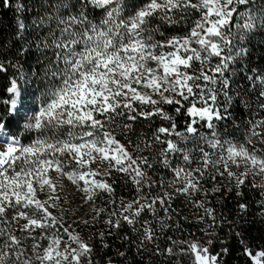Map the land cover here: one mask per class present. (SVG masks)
<instances>
[{
  "label": "snow or ice",
  "instance_id": "snow-or-ice-1",
  "mask_svg": "<svg viewBox=\"0 0 264 264\" xmlns=\"http://www.w3.org/2000/svg\"><path fill=\"white\" fill-rule=\"evenodd\" d=\"M0 6V264H264V0Z\"/></svg>",
  "mask_w": 264,
  "mask_h": 264
},
{
  "label": "trees",
  "instance_id": "trees-1",
  "mask_svg": "<svg viewBox=\"0 0 264 264\" xmlns=\"http://www.w3.org/2000/svg\"><path fill=\"white\" fill-rule=\"evenodd\" d=\"M13 26H14L13 10L5 9L2 6H0V38L8 37V35L12 31ZM0 77H2V74H0ZM117 195H125L130 197L132 193L127 191L121 192L120 189L118 188ZM252 197L258 199L259 193L249 192L247 189H245V198L249 199ZM252 207L253 209H255L256 207L254 201ZM249 216L252 217L251 212L249 213ZM229 218L231 219L232 217ZM226 231L227 229H223L220 233L221 236H223ZM244 235L246 239H250L251 245H254L255 247H259V241L261 237H264V221H260L259 219H253L251 225L247 228ZM109 242L111 243V241ZM226 244L231 250L230 255L227 258V264H246V257H244L241 253V246L239 244V241L233 238L230 241L226 240Z\"/></svg>",
  "mask_w": 264,
  "mask_h": 264
}]
</instances>
